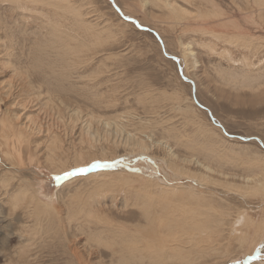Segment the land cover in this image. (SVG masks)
I'll return each mask as SVG.
<instances>
[{
  "label": "rangeland",
  "instance_id": "obj_1",
  "mask_svg": "<svg viewBox=\"0 0 264 264\" xmlns=\"http://www.w3.org/2000/svg\"><path fill=\"white\" fill-rule=\"evenodd\" d=\"M114 2L0 0V264H264V0Z\"/></svg>",
  "mask_w": 264,
  "mask_h": 264
},
{
  "label": "bare ground",
  "instance_id": "obj_2",
  "mask_svg": "<svg viewBox=\"0 0 264 264\" xmlns=\"http://www.w3.org/2000/svg\"><path fill=\"white\" fill-rule=\"evenodd\" d=\"M112 1V3H113V6L118 10V12H120V14L122 15V12H121V10H120V8L115 4V2H114V0H111ZM127 2V1H126ZM177 6V5H176ZM259 8V7H258ZM260 9V8H259ZM175 10V9H174ZM174 13H176V12H174ZM181 13V12H180ZM185 13V12H184ZM251 13V12H250ZM125 14V13H124ZM173 15V14H172ZM123 16V19H125V20H128V21H132V22H134L135 24H137V25H139L138 24V22L136 21V20H134V19H132V18H128V17H126V15L124 16V15H122ZM250 16V15H249ZM179 17V16H178ZM188 22V21H187ZM181 23H183V22H181ZM177 24V23H176ZM205 24H207V21L205 22ZM209 24V23H208ZM182 25V24H181ZM216 26V25H215ZM138 27H140V25L138 26ZM210 27V26H209ZM217 27V26H216ZM140 28H142V27H140ZM212 30H213V28H212ZM215 30V29H214ZM223 32V31H222ZM158 39V38H157ZM232 40V39H231ZM235 41V40H234ZM228 42V41H227ZM160 43V42H159ZM223 51V50H222ZM225 51V50H224ZM250 52V51H249ZM167 56V55H166ZM7 64V63H6ZM6 71V74L7 75H9V77H8V83H5V82H1V80H0V99L3 101V103H6L5 101V94H2V86H6V87H8V88H11V87H13L14 85H15V83L14 82H17V83H19L18 85L20 86L19 87V90H20V92L22 93V94H29L30 92L28 91V88H29V86H28V80H26L25 78H23V76H21V75H19L18 74V72H16V71H7L6 69H5V67L4 66H2L1 64H0V73H2V72H5ZM2 75V74H1ZM1 77V76H0ZM3 78V77H2ZM191 81V80H190ZM9 95V94H8ZM8 103V102H7ZM8 105V104H7ZM44 114V113H43ZM54 115H58V113L57 114H54ZM76 115V114H75ZM12 118L13 119H19L20 118V115H17V113H13L12 114ZM40 116H41V114H40ZM27 117V116H26ZM30 116H28V118H29ZM96 118V117H95ZM27 119V118H26ZM49 119V118H48ZM87 119H88V117H87ZM41 120V119H40ZM92 120V119H91ZM90 119L88 120V121H90L89 123H91L92 121H91ZM99 120V119H98ZM26 122V120H25V117H24V119H23V121L22 122ZM37 121V120H36ZM44 121V120H43ZM103 121V120H102ZM28 122H30V121H28ZM34 122V121H33ZM43 123V122H42ZM83 123V122H82ZM85 123V122H84ZM101 123V122H100ZM217 123V122H216ZM93 124H94V122H93ZM30 125H31V122H30ZM88 125V124H87ZM90 125V124H89ZM96 125V124H95ZM94 125V126H95ZM24 126H25V124H24ZM100 126H103V125H100ZM106 126L107 127H112V126H108L107 124L105 125V129H106ZM117 126H118V124H117ZM28 127V126H27ZM56 127V126H55ZM91 127V126H90ZM96 127V126H95ZM98 127L99 126H97L96 128L98 129ZM121 127V126H120ZM17 129L19 128V127H16ZM22 128V127H21ZM31 128V127H30ZM87 128V127H86ZM85 128V129H86ZM93 129V131L94 130H97V129ZM104 128H102V129H104ZM115 128V132L116 133H118V132H120V130L118 129V128H116V127H114ZM24 129L26 130V128L24 127ZM32 129V128H31ZM84 129V130H85ZM100 129V128H99ZM99 129H98V131H99ZM113 129V128H112ZM24 130V131H25ZM40 130V129H39ZM125 130V129H124ZM73 131V130H72ZM90 131V130H89ZM109 131H111V130H109ZM114 131V130H113ZM126 132V131H125ZM124 132V133H125ZM82 133V132H81ZM83 133H84V131H83ZM92 133V132H91ZM104 133H106L105 131H104ZM100 134V133H99ZM108 134V133H107ZM125 134H127V133H125ZM117 135V134H116ZM123 135V134H122ZM139 135V134H138ZM82 136V135H81ZM84 136V135H83ZM86 136V135H85ZM92 136V135H91ZM149 136V135H148ZM103 137V136H102ZM108 137H109V139H111L110 138V136L108 135ZM117 137V136H116ZM124 136H122V138H123ZM129 137H131V139L133 138H135V137H133V136H129ZM128 137V138H129ZM147 137V136H146ZM91 138V137H90ZM93 138V137H92ZM127 137H125V139H126ZM127 138V139H128ZM142 138V137H141ZM140 138V139H141ZM144 138V137H143ZM83 139V138H82ZM87 139V138H86ZM89 139V138H88ZM87 139V140H88ZM117 139V138H116ZM120 139H121V136H120ZM126 139V140H127ZM146 139V138H145ZM144 139V140H145ZM257 140H258V142L261 144L262 142H261V140H259L258 138H256ZM129 140V139H128ZM144 140H143V142H144ZM246 140V139H245ZM90 141H91V139H90ZM116 141V140H115ZM120 141V140H119ZM108 142V141H107ZM139 143L140 141H134V143ZM153 142V141H152ZM123 143V142H122ZM151 143V142H150ZM127 144V143H126ZM131 144V143H130ZM129 144V145H130ZM146 144H148V143H146ZM140 145H142V146H144V144H142V143H140ZM148 146H149V144H148ZM164 146V145H163ZM136 147H137V145H136ZM264 147V146H263ZM139 148V147H138ZM141 148V147H140ZM144 149V148H143ZM146 149V148H145ZM136 150V149H135ZM139 153V152H138ZM143 154V153H142ZM100 158V157H99ZM95 159H98V158H95ZM83 160V159H82ZM87 162V161H86ZM88 162H89V160H88ZM5 163V162H4ZM80 164V163H79ZM73 166V165H72ZM79 166V165H78ZM72 168V167H71ZM250 178V177H249ZM247 179H248V177H247ZM108 180V179H107ZM114 180V179H113ZM116 180V179H115ZM128 181V180H127ZM114 183V182H113ZM121 183H122V180H121ZM115 184V183H114ZM113 184V185H114ZM123 184H125V182L123 183ZM262 187H264V186H262ZM229 188V187H228ZM244 188V187H243ZM256 190H258V189H256ZM249 191V190H248ZM35 192V191H34ZM28 193V192H27ZM37 193V192H36ZM56 194H57V192H56ZM21 195V194H20ZM35 195V194H34ZM247 195V194H246ZM57 196V195H56ZM24 199H25V197H23ZM21 199V198H20ZM37 199V198H36ZM19 201V204H22L23 203V201H20L19 200V198H17L16 199V203L15 204H17V202ZM38 201V200H37ZM31 202V201H30ZM29 204V203H28ZM26 205V204H25ZM41 205V204H40ZM17 206V205H16ZM29 206V205H28ZM58 206V205H57ZM43 207V206H42ZM41 207V208H42ZM58 208V207H57ZM28 209V208H27ZM40 211H41V209L40 208H38ZM54 209V208H53ZM53 209H51V210H53ZM50 209H48V211H51ZM30 211V210H29ZM24 213V212H23ZM36 214V213H35ZM49 214V213H48ZM39 215V214H38ZM47 215V214H46ZM28 216V215H27ZM33 217H34V215H33ZM263 220H264V217L262 218ZM262 221V220H261ZM262 227V226H261ZM263 229V228H262ZM209 230V229H208ZM241 233V232H240ZM264 233V232H263ZM264 242V241H263ZM254 243V242H253Z\"/></svg>",
  "mask_w": 264,
  "mask_h": 264
},
{
  "label": "snow or ice",
  "instance_id": "obj_3",
  "mask_svg": "<svg viewBox=\"0 0 264 264\" xmlns=\"http://www.w3.org/2000/svg\"><path fill=\"white\" fill-rule=\"evenodd\" d=\"M110 166H112V165L97 161V162H93L91 165H88V166H86V167L76 168V169H74L73 171L65 172V173H63L62 176H61V175H58V176L55 177V179H56L57 181H60V180H62V179H65V178H67V177H69V176H72V175H75V174H77V173H83V172H86V171H88L90 168H96V167H110Z\"/></svg>",
  "mask_w": 264,
  "mask_h": 264
}]
</instances>
